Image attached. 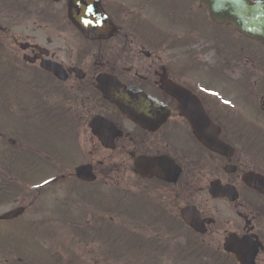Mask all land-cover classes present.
Listing matches in <instances>:
<instances>
[{
    "label": "flooded vegetation",
    "instance_id": "1",
    "mask_svg": "<svg viewBox=\"0 0 264 264\" xmlns=\"http://www.w3.org/2000/svg\"><path fill=\"white\" fill-rule=\"evenodd\" d=\"M81 1L75 14L93 19L94 0ZM107 2L116 31L102 39L72 23L69 0H0V93L19 98L27 123L70 124L66 140L97 176L105 161L93 153H109L111 182L119 186L122 169L138 186L122 196L159 216L130 225L151 253L264 264L263 45L214 22L202 0ZM110 82L123 84L133 112L104 97L99 85ZM146 157L165 178L148 176V165L146 177L135 173Z\"/></svg>",
    "mask_w": 264,
    "mask_h": 264
},
{
    "label": "rangeland",
    "instance_id": "2",
    "mask_svg": "<svg viewBox=\"0 0 264 264\" xmlns=\"http://www.w3.org/2000/svg\"><path fill=\"white\" fill-rule=\"evenodd\" d=\"M103 1L107 5L108 0ZM153 19L160 21L162 17L157 14ZM173 35L183 37L184 31L173 32ZM152 37L162 41L164 35L154 33ZM18 100L10 92L0 93V169L8 170L5 176L0 173V215L20 206L26 212L17 219L0 221V264H41L49 261L55 251L63 264H154L152 257L158 258V264H184V259L159 255L161 250L151 253L140 263L132 257H119V248L124 247V242L132 235L130 225L156 218V213L149 214L145 206L127 212L117 208L124 192L137 194L139 190L127 181L122 169L119 186L117 182H111L107 151L93 153L96 160L105 161L93 184L74 182L71 176L75 168L88 155L84 156L66 140L70 139V124L32 119L27 123ZM59 128L64 134L59 133ZM29 151L49 160V164L41 161L39 167L26 170V162H15L13 155H27ZM61 176L67 181L51 183ZM19 181L24 184L23 193L15 185ZM40 188L43 189L38 193ZM98 216L114 221L107 227L105 241L91 236L98 229L94 226ZM80 225L89 231L88 236L82 233ZM117 243L120 244L118 247Z\"/></svg>",
    "mask_w": 264,
    "mask_h": 264
},
{
    "label": "water",
    "instance_id": "3",
    "mask_svg": "<svg viewBox=\"0 0 264 264\" xmlns=\"http://www.w3.org/2000/svg\"><path fill=\"white\" fill-rule=\"evenodd\" d=\"M206 8L210 12V17L214 21L221 24H229L235 30H238L246 37H251L257 41H261L264 45V0H202ZM95 3V14L97 24V34L99 36H105L104 34L108 30L114 29L111 25L109 16L104 12L100 0H94ZM70 18L76 25L83 29V25L78 22V17L74 15L75 8L80 9L82 4L79 0L70 1ZM83 10L84 4H83ZM93 23V25H95ZM111 25V27H110ZM114 31V30H113ZM110 78H113L110 76ZM108 78V79H110ZM105 78H102L104 80ZM107 79V78H106ZM121 84L119 82L102 83V89L104 96L115 102L119 109L126 114L133 112L134 105L133 102L128 98L129 92H125L119 88ZM204 143L214 150L220 151L219 144L214 140H203ZM161 165L159 161L151 158H140L136 163V171L141 173L143 176L147 174L141 171L142 165H148L150 168V176L156 174L163 177L159 171H155L151 166ZM179 171V170H178ZM76 176L81 180H86L93 182L96 180L97 176L92 173V166L82 165L76 169ZM24 212V208L20 207L18 210L8 211L0 216L1 220H9L18 217ZM198 214V213H197ZM239 254V252H236ZM239 259L242 264H246L244 259L239 255Z\"/></svg>",
    "mask_w": 264,
    "mask_h": 264
},
{
    "label": "trees",
    "instance_id": "4",
    "mask_svg": "<svg viewBox=\"0 0 264 264\" xmlns=\"http://www.w3.org/2000/svg\"><path fill=\"white\" fill-rule=\"evenodd\" d=\"M4 181L6 182V179L4 178ZM5 185H7V184H5ZM16 185V187L17 188H19L20 190H21V192L23 193V191H24V187H23V183L21 182V181H19L18 182V184L16 183L15 184ZM119 204V203H118ZM114 224V221L110 218V217H103V216H98V220H96L95 221V223H94V226H98V227H100L98 230H96L95 231V233L93 234V235H91V236H97L96 237V239H101L102 241H105L104 240V238H106L105 237V234L108 232V230H107V227L108 226H111V225H113ZM79 227H81L83 230H81L82 231V233L84 234V235H86V236H88L86 233L87 232H89L85 227H83L82 225H80ZM103 228H105V229H103ZM91 233V232H90ZM91 236H89V237H91ZM95 240V239H94ZM109 242V241H108ZM110 243V242H109ZM112 246H113V244L112 243H110ZM120 244H118L117 243V247L119 246ZM134 244H131V246H130V244H129V242L126 244V245H124V247H120L119 248V251H120V255H119V257L121 256V257H126V258H129V257H132V259H134V258H136V254H135V248H134ZM148 247H149V243H147L146 244V246H145V248H146V250L145 251H147V249H148ZM134 250V251H133ZM60 258H58V257H54L53 259H52V261H54V260H59ZM130 261H131V259H130Z\"/></svg>",
    "mask_w": 264,
    "mask_h": 264
}]
</instances>
